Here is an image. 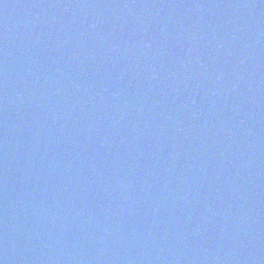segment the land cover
<instances>
[{
	"label": "water",
	"instance_id": "water-1",
	"mask_svg": "<svg viewBox=\"0 0 264 264\" xmlns=\"http://www.w3.org/2000/svg\"><path fill=\"white\" fill-rule=\"evenodd\" d=\"M0 264H264V0H0Z\"/></svg>",
	"mask_w": 264,
	"mask_h": 264
}]
</instances>
